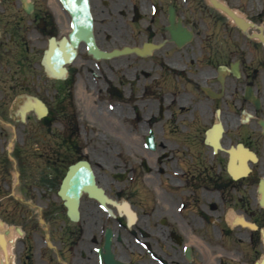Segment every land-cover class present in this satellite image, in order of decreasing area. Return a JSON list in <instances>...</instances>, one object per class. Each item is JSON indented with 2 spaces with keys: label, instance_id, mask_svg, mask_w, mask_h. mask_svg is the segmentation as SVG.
Instances as JSON below:
<instances>
[{
  "label": "flooded vegetation",
  "instance_id": "flooded-vegetation-1",
  "mask_svg": "<svg viewBox=\"0 0 264 264\" xmlns=\"http://www.w3.org/2000/svg\"><path fill=\"white\" fill-rule=\"evenodd\" d=\"M90 5L0 0V264H254L264 0Z\"/></svg>",
  "mask_w": 264,
  "mask_h": 264
},
{
  "label": "water",
  "instance_id": "water-1",
  "mask_svg": "<svg viewBox=\"0 0 264 264\" xmlns=\"http://www.w3.org/2000/svg\"><path fill=\"white\" fill-rule=\"evenodd\" d=\"M63 1L65 6L70 9L73 15L74 22L76 23L77 21H81L82 26L87 30L88 38L90 36L93 37L92 36L93 19L90 12L89 0H63ZM237 20L239 21V19ZM180 36L189 37L190 33L186 31L179 32V29H177L176 37L179 38ZM106 244H107V248L109 249V245H110L109 237L107 238Z\"/></svg>",
  "mask_w": 264,
  "mask_h": 264
},
{
  "label": "bare ground",
  "instance_id": "bare-ground-1",
  "mask_svg": "<svg viewBox=\"0 0 264 264\" xmlns=\"http://www.w3.org/2000/svg\"><path fill=\"white\" fill-rule=\"evenodd\" d=\"M52 65L55 66V60L52 59ZM242 158V157H240ZM132 219V217H131ZM2 229V228H1ZM3 231V229H2ZM12 235L14 234L15 235V231L14 232H11ZM9 254H10V245H9V239L8 237H6L4 235L3 232H0V256L4 255L5 256V260L7 261L8 257H9ZM4 264H8V262H5ZM264 264V263H263Z\"/></svg>",
  "mask_w": 264,
  "mask_h": 264
},
{
  "label": "rangeland",
  "instance_id": "rangeland-1",
  "mask_svg": "<svg viewBox=\"0 0 264 264\" xmlns=\"http://www.w3.org/2000/svg\"><path fill=\"white\" fill-rule=\"evenodd\" d=\"M245 246L246 245L241 244L240 246H237V247H238L239 250H243V247H245ZM245 249H247V247H245ZM233 253H235V256L236 257H241V256H237V253H238L237 251L236 252L233 251ZM213 254H214V259H213L212 262H214L216 260L215 257H217V255H218V250H214V253ZM254 254H256V255H254L251 258V260H253L255 258L256 260L259 261L260 258L264 255V244L263 243H261V246L257 247V251ZM236 262H238V264H241L240 261H237L236 260ZM250 262H252V261H250ZM224 264H230V263H226V261H225ZM245 264H247V263H245ZM250 264H252V263H250Z\"/></svg>",
  "mask_w": 264,
  "mask_h": 264
}]
</instances>
